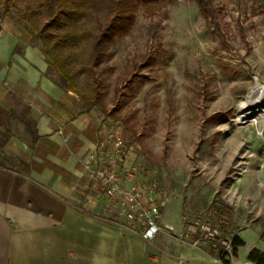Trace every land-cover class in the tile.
<instances>
[{"label":"rangeland","instance_id":"1","mask_svg":"<svg viewBox=\"0 0 264 264\" xmlns=\"http://www.w3.org/2000/svg\"><path fill=\"white\" fill-rule=\"evenodd\" d=\"M209 3L212 20L200 13L193 0H171L151 16L136 4L125 27L92 68L87 67L90 34L105 20V10L78 21V44H60L73 53L78 79L97 87L107 112L114 116L99 110L102 132L116 131L122 137L128 149L127 163L135 169L139 183L155 184L165 192L160 222L165 223V210L180 205L184 224L212 216L220 218L224 232L232 235L227 225L231 206L226 199L238 195L234 183L245 166L264 160V96L263 110L250 117L238 116L241 104L249 103L247 96L264 88V0ZM3 4L1 0L0 20L18 24L28 41L40 46L33 27L17 19V12L22 9L41 25L49 19L43 2L11 0L6 14ZM145 55L151 61L139 68ZM47 73L51 78L57 75L51 67ZM72 94L83 110L80 97ZM19 116L20 111L4 115L3 123L0 118V162L7 165L14 162L7 157L15 153L5 146L6 138L12 141L17 136L25 143L24 154L30 150L31 125L25 112L23 121ZM111 214L140 232V226L128 222L118 210ZM260 227L258 236L246 233L247 243L264 249V216ZM174 232H158L149 243L150 254L155 255L160 243ZM245 253L242 246L239 255Z\"/></svg>","mask_w":264,"mask_h":264},{"label":"crops","instance_id":"2","mask_svg":"<svg viewBox=\"0 0 264 264\" xmlns=\"http://www.w3.org/2000/svg\"><path fill=\"white\" fill-rule=\"evenodd\" d=\"M20 27L0 20V107L17 113L28 106L39 137L33 146L30 138L28 154L17 136L5 140L30 172L0 167V264H217L214 255L181 238L180 205L164 211L175 232L155 255L149 252L152 238L110 217L118 209L91 187L82 167L102 134L103 114L80 110L72 92L53 82L40 46ZM252 163L234 183L238 195L226 199L227 225L244 242L237 260L253 248L264 252L247 243L246 233L258 236L264 216V160Z\"/></svg>","mask_w":264,"mask_h":264},{"label":"trees","instance_id":"3","mask_svg":"<svg viewBox=\"0 0 264 264\" xmlns=\"http://www.w3.org/2000/svg\"><path fill=\"white\" fill-rule=\"evenodd\" d=\"M4 0V13H8V2ZM49 14V19L39 25L32 15H27L22 9H18L17 19H25L34 29L35 35L40 40V49L44 54L48 67L56 72L53 82L65 91L77 94L83 102V110L98 109L104 115H113L107 112L105 104L100 97L99 91L90 81H80L73 64V53L64 51L63 45H76L80 41L78 32V21L88 18L94 12L106 11V18L102 23L97 24L96 32H91L93 36L91 52L87 58V67L92 68L104 54V49L109 46L115 35L125 27V23L130 19L136 4H140L142 12L151 16L157 11L167 6L171 0H40ZM199 8L200 13L209 20L214 18L213 8L209 0H193ZM1 2V0H0ZM81 26V25H80ZM82 27V26H81ZM85 39V37H84ZM151 58L147 55L139 64L143 68L150 63ZM24 112L27 114V121L31 125L30 136L31 146L34 145L38 136L36 123L30 116V108L26 106L20 111V119L23 121ZM7 117L15 114L11 110L0 107V115ZM3 123L4 119L1 118ZM13 160L11 165L0 162V167L15 170L20 173H29V164L20 156L11 154ZM233 252L236 256L237 247L243 245V240L238 235H232ZM247 259L253 260L256 264H264V252L253 248L248 252Z\"/></svg>","mask_w":264,"mask_h":264},{"label":"built area","instance_id":"4","mask_svg":"<svg viewBox=\"0 0 264 264\" xmlns=\"http://www.w3.org/2000/svg\"><path fill=\"white\" fill-rule=\"evenodd\" d=\"M127 158L128 149L118 132H102L93 150L82 160L84 175L128 222L140 226L144 238H153L160 231H173V225L159 220L160 207L166 201L165 192L155 184L139 183ZM181 235L194 247L213 250L216 253L213 261L217 264H256L250 259H235L232 235L224 232L220 218L189 220Z\"/></svg>","mask_w":264,"mask_h":264},{"label":"bare ground","instance_id":"5","mask_svg":"<svg viewBox=\"0 0 264 264\" xmlns=\"http://www.w3.org/2000/svg\"><path fill=\"white\" fill-rule=\"evenodd\" d=\"M263 96H264L263 87H258L255 90H253L247 96V99H249L248 105L244 106L243 104H241L240 109L238 111V116L250 117L253 114H255L257 111L263 110L262 108L263 107V101H262Z\"/></svg>","mask_w":264,"mask_h":264}]
</instances>
